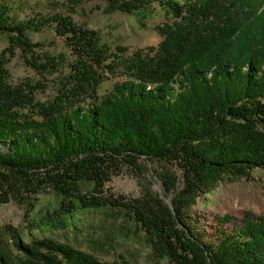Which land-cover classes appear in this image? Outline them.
Segmentation results:
<instances>
[{"label":"trees","instance_id":"16d2710c","mask_svg":"<svg viewBox=\"0 0 264 264\" xmlns=\"http://www.w3.org/2000/svg\"><path fill=\"white\" fill-rule=\"evenodd\" d=\"M103 1L144 27L161 8L170 20L156 27L159 45L112 49L68 16L20 21L0 0V37L8 41L0 54V207L8 196L33 199L41 230L67 229L78 213L119 210L174 264H264V215L218 217L213 237L191 211L225 177L264 172V0ZM46 27L65 53L29 37ZM18 50L40 80L11 81ZM48 86L52 94L38 99ZM145 162L177 168L181 179L157 172L160 190L131 201L107 189ZM8 231L17 264H131L50 238L24 243ZM4 247L0 232V264H16Z\"/></svg>","mask_w":264,"mask_h":264},{"label":"rangeland","instance_id":"374dc122","mask_svg":"<svg viewBox=\"0 0 264 264\" xmlns=\"http://www.w3.org/2000/svg\"><path fill=\"white\" fill-rule=\"evenodd\" d=\"M7 3L12 11L10 17L26 20L35 16L63 15L73 19L81 27L97 31L103 43L115 49L125 47L132 53L139 49L157 47L162 38L156 27L167 23L165 12L156 7L154 15L140 24V19L121 12H113L103 0H1ZM33 42H42L46 50L53 54L67 51L64 40L46 27L42 32H30ZM8 46L7 38L0 37V54ZM11 81L16 85L26 80L38 81L40 78L29 69L23 61L21 52L8 65ZM118 77L102 84L100 95L112 90ZM52 94V87L38 93V99L44 100ZM162 169L158 163H142L140 171L124 170L112 178L107 189L116 196L131 201L140 198L147 189L159 191L161 182L157 172H170L180 178V171L174 167ZM36 202H18L8 196V202L0 207V232L5 250L15 263H20L14 251L8 228L18 231L24 243L32 239L50 238L62 244L93 254L99 259L112 263L123 257L131 264H174L166 259L158 258L154 250L145 242L144 233L133 222L128 220L119 210H95L78 213L67 229L41 230L32 222V209ZM191 211L206 228L207 235H215L218 217L230 215L241 219L246 214L264 215V172L255 170L245 178L225 177L215 186L210 194L195 201ZM232 221L224 227H230ZM16 263V264H17Z\"/></svg>","mask_w":264,"mask_h":264}]
</instances>
